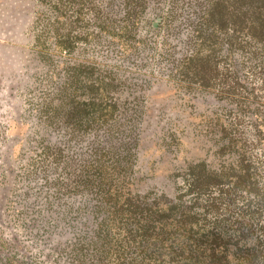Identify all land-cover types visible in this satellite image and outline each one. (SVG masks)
I'll list each match as a JSON object with an SVG mask.
<instances>
[{
    "label": "trees",
    "instance_id": "obj_1",
    "mask_svg": "<svg viewBox=\"0 0 264 264\" xmlns=\"http://www.w3.org/2000/svg\"><path fill=\"white\" fill-rule=\"evenodd\" d=\"M34 1L45 9L22 49L25 69L35 68L23 89L25 111L43 131L66 138L51 146L39 137L21 169L42 174L45 205L36 208L32 236L46 244L63 238L49 248L53 264H264V0H174L169 7L184 20L169 33L186 34L163 82L181 69L176 91L213 101L199 137L163 107L152 114L147 91L155 82L119 71L103 57L114 47L100 57L84 48L102 45L101 33L118 46L156 0H105L123 11L122 23H100L79 49L63 21L82 0ZM219 12L225 16L210 23ZM136 41L124 58L138 57L139 41L147 42ZM70 53L78 59L67 61ZM246 124L252 148L241 133ZM24 258L14 262L32 264Z\"/></svg>",
    "mask_w": 264,
    "mask_h": 264
},
{
    "label": "rangeland",
    "instance_id": "obj_2",
    "mask_svg": "<svg viewBox=\"0 0 264 264\" xmlns=\"http://www.w3.org/2000/svg\"><path fill=\"white\" fill-rule=\"evenodd\" d=\"M80 3L79 6L69 7L65 20H61L65 23L66 33H71L77 49L83 47L88 36L93 37L100 23L116 28L123 21V11L104 5L105 0H82ZM173 3L174 0H156L154 6L148 5L132 26L135 34L129 38L122 37L118 46L110 44L108 35L101 33L102 45L90 44L84 45V48L89 54L100 57L99 55H105L110 49L108 45L114 47L113 54L103 57H108L111 64H117L121 68L119 71L130 75L139 74L141 78L155 82L149 90L147 87L142 90H148L147 94L153 95L150 99L152 114H157L163 107L182 124L196 126L193 135L199 137L197 129L203 126L206 115L214 110L211 104L213 101L204 98L197 101L187 100L180 90L176 91V85L183 73L181 69H176V75L174 70V81L168 79V82H163L171 70L169 56L175 61L182 56V35L186 34L184 32L174 38V34L169 33L178 29V23H184L183 17L176 15V12L174 19L173 9L169 12ZM42 9L45 8L34 0H0V264H16L15 259L22 254L32 264H53L49 248L56 245V239L63 240L62 237H54L46 244L42 238L32 236L36 226V208L44 204L38 194L42 174L37 171L25 174L21 169L30 161V149L35 146L39 137L46 135L45 138L51 146L58 145L57 141L66 138L62 131H51L49 128L43 131L25 111L23 89L28 85L30 73L34 74L35 68L25 69L28 56L22 49L30 47V26L34 18L42 13ZM77 12L80 18L77 17ZM224 16L225 13H216L214 18H210V23H219ZM142 37L147 42L144 47L139 41V47L143 50L138 57L132 54L124 58L132 51L129 44L136 45V40ZM113 39L117 40L115 36ZM73 55L70 53L66 60L78 59L77 53L76 57ZM202 55L206 58L207 51L204 50ZM31 62L33 65L39 63L33 59ZM203 68L208 69L206 66ZM43 87L44 84L39 85L36 93H40ZM188 132L190 128L187 126L184 134L187 135ZM241 133L252 148L254 135L250 126L246 124ZM193 152L198 157L206 155L205 150L197 147ZM253 153L258 155V149L253 148ZM206 161L214 168L219 163L212 156H206ZM14 253L16 254L12 257ZM6 256H11L8 262Z\"/></svg>",
    "mask_w": 264,
    "mask_h": 264
}]
</instances>
